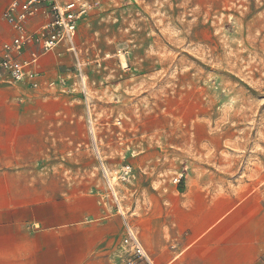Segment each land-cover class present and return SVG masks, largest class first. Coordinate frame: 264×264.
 Wrapping results in <instances>:
<instances>
[{
	"label": "rangeland",
	"instance_id": "obj_1",
	"mask_svg": "<svg viewBox=\"0 0 264 264\" xmlns=\"http://www.w3.org/2000/svg\"><path fill=\"white\" fill-rule=\"evenodd\" d=\"M76 48L42 59L63 84L24 90L45 137L19 213H48L83 254L126 264L139 213H187L204 189L264 206V0H102Z\"/></svg>",
	"mask_w": 264,
	"mask_h": 264
},
{
	"label": "crops",
	"instance_id": "obj_2",
	"mask_svg": "<svg viewBox=\"0 0 264 264\" xmlns=\"http://www.w3.org/2000/svg\"><path fill=\"white\" fill-rule=\"evenodd\" d=\"M6 2L0 0V58L11 37ZM27 88L33 89L0 71V264H108L106 257L83 254L82 244H69L61 226L52 230L48 213H19L20 193L35 184L29 171L45 137V115L35 114ZM196 194L201 206L187 213H139L151 264H264V206L257 194Z\"/></svg>",
	"mask_w": 264,
	"mask_h": 264
},
{
	"label": "built area",
	"instance_id": "obj_3",
	"mask_svg": "<svg viewBox=\"0 0 264 264\" xmlns=\"http://www.w3.org/2000/svg\"><path fill=\"white\" fill-rule=\"evenodd\" d=\"M101 6L102 0H11L3 12L11 37L2 47L0 71L6 72L13 82L26 83L35 90L43 85L63 84V78L45 81L42 59L64 47L76 52L79 24ZM132 173V166L123 167L120 180L129 181ZM180 181L178 178L175 183ZM123 247L126 264H151L139 233L128 223Z\"/></svg>",
	"mask_w": 264,
	"mask_h": 264
},
{
	"label": "bare ground",
	"instance_id": "obj_4",
	"mask_svg": "<svg viewBox=\"0 0 264 264\" xmlns=\"http://www.w3.org/2000/svg\"><path fill=\"white\" fill-rule=\"evenodd\" d=\"M94 132L95 131H94V128H93V134H95ZM117 180L118 179L117 178H114V177L110 180L111 187H112V185H114L115 183H117Z\"/></svg>",
	"mask_w": 264,
	"mask_h": 264
}]
</instances>
